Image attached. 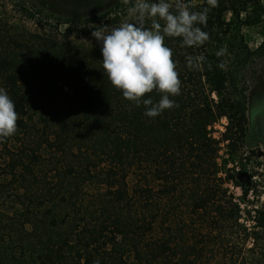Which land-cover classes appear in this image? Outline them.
Returning <instances> with one entry per match:
<instances>
[{
	"label": "trees",
	"instance_id": "obj_1",
	"mask_svg": "<svg viewBox=\"0 0 264 264\" xmlns=\"http://www.w3.org/2000/svg\"><path fill=\"white\" fill-rule=\"evenodd\" d=\"M168 2L204 13L196 27L208 39L183 46L165 37L180 93L156 117L111 84L98 42L61 41L0 17V88L18 114L16 132L0 140L5 172L34 210L57 199L69 207L52 225L73 223L46 264H264V150L249 131L241 76L260 52L242 26L261 21L264 0ZM135 3L118 0L101 27L134 20Z\"/></svg>",
	"mask_w": 264,
	"mask_h": 264
},
{
	"label": "rangeland",
	"instance_id": "obj_2",
	"mask_svg": "<svg viewBox=\"0 0 264 264\" xmlns=\"http://www.w3.org/2000/svg\"><path fill=\"white\" fill-rule=\"evenodd\" d=\"M117 1L0 0V17L18 30L88 45L97 42L91 33L103 29L105 14ZM241 32L251 50L260 48L259 54L253 55L241 71V76L248 88L249 131L257 135V142L264 150V16L259 22L242 26ZM225 124L223 120L215 126L216 136L224 130ZM9 144L14 145V140ZM260 190L258 201L264 203V183ZM23 192L19 183H14L6 174L5 160L0 154V264H46V254L63 242L73 226L72 220L52 225V218L59 221L70 211L58 199L34 210ZM235 192L237 196L241 194L239 188ZM28 207L34 213L29 220L26 219ZM125 258L132 261L131 255Z\"/></svg>",
	"mask_w": 264,
	"mask_h": 264
},
{
	"label": "clouds",
	"instance_id": "obj_3",
	"mask_svg": "<svg viewBox=\"0 0 264 264\" xmlns=\"http://www.w3.org/2000/svg\"><path fill=\"white\" fill-rule=\"evenodd\" d=\"M171 8L168 0H136L130 9L134 20L91 33L100 44L102 67L111 84L137 107L142 103L148 117L174 107L170 97L180 93L172 49L166 46L165 37H179L183 46L201 45L208 39L207 33L196 27L206 22L204 13L190 11L183 2L176 4L175 11ZM146 19L151 20V27H145ZM153 90L161 94L155 103L143 98ZM17 119L13 100L0 88V140L16 132Z\"/></svg>",
	"mask_w": 264,
	"mask_h": 264
}]
</instances>
